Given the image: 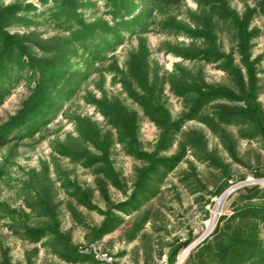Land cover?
<instances>
[{
  "label": "rangeland",
  "instance_id": "1",
  "mask_svg": "<svg viewBox=\"0 0 264 264\" xmlns=\"http://www.w3.org/2000/svg\"><path fill=\"white\" fill-rule=\"evenodd\" d=\"M128 1L132 16L141 17L133 33L118 28L132 16L107 0H74L77 18L85 29L93 30L86 38H75L82 26L67 21L52 0H0V11L22 9L3 32L26 46L33 58L49 60L60 70L59 78L52 70L46 74L57 78L55 88L43 83L39 70L25 67L0 106L1 129L23 110L38 84L53 102L46 117L35 125L31 117L0 147V264H177L180 254L206 233L217 200L231 189L214 229L194 245L182 264H237L223 257L222 249L231 237L256 240L264 252V225L237 217L246 206L264 207L260 126L223 124L213 116L217 105L242 108L246 104L242 101L217 100L191 115L189 98L177 96L173 88L211 86L241 97L251 85V101L264 124L260 0H182L176 6L150 7L148 0ZM212 3L231 12L241 30L252 34L242 49L254 73L251 82L241 62L239 33L231 21L209 10ZM85 29L80 30L82 36ZM195 50H213L224 57L220 61L182 58V52ZM226 60L241 75L243 88L223 69ZM132 71L139 73L154 102L167 112L166 124H178L177 130L155 124L130 98L126 84L131 92L144 94L131 78ZM61 87L64 91L59 94ZM95 101L111 103L132 116L135 128L129 139L136 151L154 159L180 155L170 171L160 168L148 177L146 183L155 193L130 214L116 206L132 196L148 162L128 153L129 139L127 144L120 140ZM207 118L212 125L204 123ZM245 130L251 135L243 136ZM64 150L99 158L112 177L96 171L104 164L84 166L61 154ZM254 187L259 196L247 200L245 189ZM112 220H119L118 225L102 233ZM46 227L56 230L60 239L48 232L34 242L23 233L25 228ZM73 249L83 257L70 260Z\"/></svg>",
  "mask_w": 264,
  "mask_h": 264
},
{
  "label": "trees",
  "instance_id": "2",
  "mask_svg": "<svg viewBox=\"0 0 264 264\" xmlns=\"http://www.w3.org/2000/svg\"><path fill=\"white\" fill-rule=\"evenodd\" d=\"M42 3H46L48 0H40ZM55 4V7L58 9V13H65L66 20H75L79 23L82 27L80 30L86 28V26L77 18L76 15V4L74 0H52ZM182 0H148L147 6H176ZM112 6L116 9L123 10V13L127 16L133 15V10L130 9V1L128 0H107ZM261 11L264 13V0H260L258 4ZM21 8H5L0 11V106L4 103L5 99L10 95L11 90L14 86V82L17 81L19 78L20 72L26 67L30 69L39 70L40 74L42 75V81L52 83L53 87H57V78L60 74V70L56 68L57 65L52 64L49 60H37L33 58L26 46L22 45L21 43L13 42V38L6 35L3 32V29L6 28L9 24L13 23V21H17L16 14L18 11H21ZM209 10L211 12H216L218 16L223 20H229L232 22L234 28L239 33L241 38V42L239 44V53L242 55V64L246 68V72L250 78V82L253 78V70L251 64L245 58V49L246 43L249 40L252 34L250 32L246 33L245 30H241L240 23L238 22L237 18L228 10L226 11L221 5L219 4H211L209 6ZM227 13V14H226ZM141 15V13H140ZM140 16L136 15V17H131V21H124L118 24V28L126 29L129 31L133 30V27H137L140 23ZM140 25V24H139ZM80 30L74 33L75 38L81 37L86 38L88 35L93 33V30L85 29V34L82 36ZM191 31V30H190ZM196 37L206 38L204 33L200 34L196 31H191ZM257 33V30L254 31V35ZM182 58L185 59H213L214 61H220L224 56L218 53L217 51H202V50H195V51H185L182 52ZM27 57L28 61L26 62L23 58ZM223 69L226 70L229 75L235 80L236 84L239 88H243L244 84L242 81V77L236 69H233L229 61H225L223 63ZM50 70L55 72L57 78H47L46 74H49ZM17 73V75H15ZM133 73V75H132ZM131 73V78L133 79L134 83L138 86L140 90L144 92V94L138 95L135 92H131V88L127 87V84L124 85L126 88L125 90L128 92L130 98H132L144 111V114L147 115L151 121H153L158 126L167 129H178V124H166L169 118L167 112L162 108L161 105H158L154 102L153 94L147 90L145 87V81L141 78L138 72ZM67 85H63L65 88ZM37 88L33 92V97L26 103L25 107L22 111H20L16 116L12 117L1 129H0V147L4 145L7 137L11 132L20 126L25 125L29 119L32 117L33 120L31 121V125H35L37 121L43 117L48 115V111L52 108V100L50 97L43 93L42 85L38 84ZM62 87L57 90V92L63 93L64 89ZM174 92L177 96L180 97H187L189 98L190 102V114L197 115L203 107L207 104L217 101V100H224L229 101L232 103L237 102H245L244 107H228L217 105L214 107L213 116L218 119V121L222 122L223 124H231V123H238L240 125H248L254 126L256 125L261 129V135L264 138V124L261 120V113L257 109V107L252 103L253 96V88L250 85L248 91L242 92L243 95L241 97L238 94L233 93L224 88H215L211 86H197V87H176L174 86ZM95 105L100 109V111L105 115V117L109 120V122L115 127L118 136L121 138L122 142L127 144V140L132 137L135 122L134 119L130 114L124 111L122 108H118L111 103L107 105L106 102L102 101H95ZM206 124L212 125L210 118L205 120ZM258 129V128H257ZM250 132L246 130L243 132V136H250ZM128 137V138H127ZM85 138V137H84ZM86 139L91 142L94 146L96 145L95 140H89L87 136ZM94 139V138H93ZM129 149L128 153L131 155H135L137 157L143 158L148 162V165L140 172L139 179L135 183V190L125 202H122L116 209L124 214H130L133 211L139 209L140 205L143 202L149 200L152 195H154V191L150 190L149 184L146 183L148 177L155 175L160 168L166 169L170 171L180 159V155L175 156L171 159H154L152 157L147 156L144 153H140L136 151L134 148V142L132 139L128 141ZM61 154L71 157L73 160L80 161L84 166H100L102 168H97V172H102L107 177H112V172L105 166L106 162H103L99 158H95L93 156H89L80 151L74 150H64ZM105 167V168H104ZM70 187H74V185H69ZM76 190H74L71 195H76ZM247 193V200H250L254 197L259 196L258 187H254L251 189H245ZM264 193V191L262 192ZM264 195V194H263ZM36 204V203H33ZM41 206L40 204H36L35 207ZM34 207V208H35ZM39 214L43 212L37 208ZM237 217L239 219L245 220H252L262 223L264 225V207H257V206H246L245 210H242L238 213ZM119 220H112L106 223L102 229V233H108L112 229H114L117 225ZM113 222V223H112ZM24 235L29 238L30 240L37 242L40 239L44 238L48 235V232L51 233L55 240L60 239V234L56 230H52L51 228H40L38 230L25 228L23 230ZM208 248V247H207ZM223 257H227L228 259L232 260L237 264L245 263L248 261H254L256 264L264 263V252L260 243L256 240L251 239H239L237 237H231L230 244L222 249ZM81 257L75 249H73L70 260L72 258L73 261L79 260Z\"/></svg>",
  "mask_w": 264,
  "mask_h": 264
},
{
  "label": "bare ground",
  "instance_id": "3",
  "mask_svg": "<svg viewBox=\"0 0 264 264\" xmlns=\"http://www.w3.org/2000/svg\"><path fill=\"white\" fill-rule=\"evenodd\" d=\"M252 183V182H251ZM233 191V189L229 190L228 192H226L220 199L217 200V204H216V208L215 210L212 212V218L211 220L207 223V231L206 233L202 236V238H200L198 241H196V243H194L192 245V247L187 248L186 250H184L179 258H178V263L177 264H182L184 262V260L186 259V257L188 256V254L190 253L191 249L194 248V245H196L199 241H201L203 238H205V236L207 234H209L215 227L216 224V220L218 217V210L219 208H221L220 206L224 203V201L227 199V197L230 195V193ZM102 259V258H101ZM105 259V257H104ZM108 260V259H107Z\"/></svg>",
  "mask_w": 264,
  "mask_h": 264
},
{
  "label": "built area",
  "instance_id": "4",
  "mask_svg": "<svg viewBox=\"0 0 264 264\" xmlns=\"http://www.w3.org/2000/svg\"><path fill=\"white\" fill-rule=\"evenodd\" d=\"M105 261H106V259H104ZM107 261H109V260H107Z\"/></svg>",
  "mask_w": 264,
  "mask_h": 264
},
{
  "label": "water",
  "instance_id": "5",
  "mask_svg": "<svg viewBox=\"0 0 264 264\" xmlns=\"http://www.w3.org/2000/svg\"><path fill=\"white\" fill-rule=\"evenodd\" d=\"M203 239H204V238H203ZM203 239H202V240H203ZM202 240H201V241H202Z\"/></svg>",
  "mask_w": 264,
  "mask_h": 264
}]
</instances>
